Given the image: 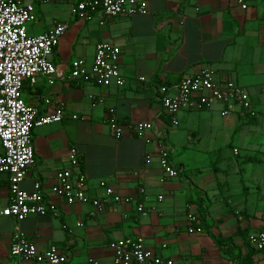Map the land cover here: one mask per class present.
Masks as SVG:
<instances>
[{
    "label": "crops",
    "instance_id": "crops-1",
    "mask_svg": "<svg viewBox=\"0 0 264 264\" xmlns=\"http://www.w3.org/2000/svg\"><path fill=\"white\" fill-rule=\"evenodd\" d=\"M24 1L33 4L36 15L28 35L45 33L56 24L66 30L51 57L62 77L53 85L45 77L34 86L25 83L23 99L40 114L49 110L45 98L61 103L66 118L33 128L34 164L20 188L30 192L38 181L47 192L69 148L75 147L90 197H101L98 182L103 180L133 202L106 203L102 212L89 203L57 202L54 214L15 220L1 215L9 203L4 176L0 264H16L9 256L16 227L39 250L51 244L66 247L64 264H110L109 242L138 236L155 255L175 264H264V256L248 243L264 216V191L255 182L257 177L264 180L257 169L264 163V97L259 94L264 83V0L245 11L236 0H141L147 14L103 18V26L96 14L87 20L73 14L79 0ZM100 42L120 50L122 87L67 79L71 60L84 59L89 66ZM206 67L254 97L253 115L241 118L236 107L210 102L201 110L182 108L173 126L157 88H172L183 75ZM224 109L230 113L223 115ZM109 115L125 126L152 123L161 135L151 131L137 138L126 128L116 139L107 126ZM165 144L181 171L175 179L164 177L159 167L158 152ZM225 150L238 159L235 169L221 165ZM137 204L143 205V214L136 211Z\"/></svg>",
    "mask_w": 264,
    "mask_h": 264
},
{
    "label": "built area",
    "instance_id": "built-area-1",
    "mask_svg": "<svg viewBox=\"0 0 264 264\" xmlns=\"http://www.w3.org/2000/svg\"><path fill=\"white\" fill-rule=\"evenodd\" d=\"M256 0H236L238 7L245 11ZM147 4L141 0H79L73 4V14L82 19H90L92 14L103 18L131 17L147 14ZM36 20L34 6L24 0H0V178L6 177L9 203L1 215L15 220L28 217H44L54 214L57 202L65 204L89 203L99 212L104 204H129L131 197L118 194L107 182H98L101 197H90L86 192L87 179L80 170V158L75 147H70L64 167L58 170L47 192L40 182H34L32 191L20 188L27 170L34 164V150L31 133L33 128L60 123L66 118L63 104L54 103L45 98L48 111L40 114L38 109L25 102L22 87L25 83L34 86L39 77H45L47 84L53 85L56 78H61L56 66L51 61L53 50L57 47L66 25L56 24L45 33L30 36L27 26ZM120 50L117 46L100 42L95 45L92 63L88 66L84 59H74L69 63L68 80H82L98 85L114 83L122 87L125 80L120 75L118 59ZM144 81V77H139ZM171 89L174 95L169 94ZM158 100L163 110L169 115L171 124L177 125V114L182 108L201 110L216 102L224 107L233 106L241 118L253 115L252 96L237 83L220 79L209 68H203L194 75H183L172 88L159 86ZM259 94L264 97V83L259 87ZM223 110L222 114H229ZM76 120V115L69 116ZM107 126L116 139H120L127 128L137 138H145L148 132L156 137V131L149 122H136L125 126L116 117L109 115ZM173 150L165 144L158 152L159 167L168 179H175L180 174L171 158ZM234 153H237L234 150ZM162 200V197H158ZM136 211L144 213L142 204L136 205ZM190 221L195 217L188 216ZM261 228L252 234L248 243L252 249L264 256V216ZM197 230V229H196ZM194 231L193 228L189 229ZM112 259L110 264H175L170 258L155 255L146 247L141 237H128L109 242ZM67 248L51 244L39 250L17 227L14 229L9 256L16 264H64L67 261ZM92 264H98L92 262Z\"/></svg>",
    "mask_w": 264,
    "mask_h": 264
},
{
    "label": "rangeland",
    "instance_id": "rangeland-1",
    "mask_svg": "<svg viewBox=\"0 0 264 264\" xmlns=\"http://www.w3.org/2000/svg\"><path fill=\"white\" fill-rule=\"evenodd\" d=\"M30 25V24H29ZM93 60V59H92ZM92 60H91V62L89 63V65L92 63ZM251 95V94H250ZM252 96V95H251ZM260 96V95H259ZM254 97L252 96V99H253ZM168 146V148H170V149H172L169 145H167ZM223 154V153H222ZM221 163V165L224 167V168H228V169H235L236 167H237V163H239L238 162V159H236L235 157H233V156H229L228 155V151L227 150H225V152H224V159H222V161L220 162ZM247 166L245 167L246 168V175H248V169H249V167L250 166H248V164H246ZM257 169L260 171H262V175L264 176V163L262 164V165H259L258 167H257ZM249 176V175H248ZM248 176H246L247 178H248ZM247 178H246V181H245V183L246 182H248V180H247ZM261 179L262 178H258L257 177V179H255V182L256 181H258V183H260V187H262V189H263V191H264V180H263V182L261 181ZM263 179H264V177H263ZM255 196V195H254Z\"/></svg>",
    "mask_w": 264,
    "mask_h": 264
},
{
    "label": "trees",
    "instance_id": "trees-1",
    "mask_svg": "<svg viewBox=\"0 0 264 264\" xmlns=\"http://www.w3.org/2000/svg\"><path fill=\"white\" fill-rule=\"evenodd\" d=\"M252 249V248H251Z\"/></svg>",
    "mask_w": 264,
    "mask_h": 264
}]
</instances>
